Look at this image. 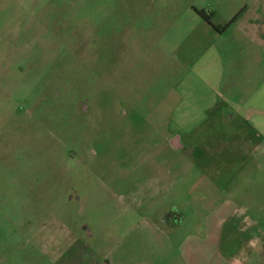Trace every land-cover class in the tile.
Here are the masks:
<instances>
[{"label": "rangeland", "instance_id": "rangeland-1", "mask_svg": "<svg viewBox=\"0 0 264 264\" xmlns=\"http://www.w3.org/2000/svg\"><path fill=\"white\" fill-rule=\"evenodd\" d=\"M91 253L264 264V0H0V264Z\"/></svg>", "mask_w": 264, "mask_h": 264}, {"label": "flooded vegetation", "instance_id": "flooded-vegetation-1", "mask_svg": "<svg viewBox=\"0 0 264 264\" xmlns=\"http://www.w3.org/2000/svg\"><path fill=\"white\" fill-rule=\"evenodd\" d=\"M81 109L84 112L85 116H89L90 115L91 111H90V109H89V107L87 105L82 106ZM166 139L167 138L164 137L163 147H162V149H164V150H167L168 147H172V139L168 138V143H166ZM175 140H176V142H178V148H182V144L179 141V138L175 139ZM155 148H157V147L156 146L153 147V145L148 147L149 153H154ZM178 148H175V149H178ZM167 169L168 168H166V167L165 168H157L156 169V171H157L156 172V178L155 177L154 178L153 177L152 178L149 177L150 178L149 179L150 182H149V184H146L145 190H144V191H146V194L148 196H150L151 194L154 195L156 193V191L160 192V193L164 191L163 183L165 182V176L168 175V172L166 173ZM148 175L149 176H153V175H150V174H148ZM84 176H85V180L87 181V179L91 176V174H90V172L89 173L87 172V173H84ZM77 177L78 176H76L75 178H77ZM85 180H84V183L86 182ZM102 181L103 182L105 181L106 184L108 182V186H109V178H107V177L105 178L104 177V179ZM69 199H70V201H73V200L79 201L80 197L78 196V194L76 192H74L73 195H70ZM160 221H161V223L164 224V226H168V227L175 226V227H177V226L181 225V221H182L181 213L178 211V209L173 208L170 211L165 212ZM83 233L86 236H88L90 239L94 237V232L92 231L91 227L89 225H87V224H85L83 226ZM76 251L80 252L84 256L88 255L87 247H80ZM90 257H93V259L95 260V261H93L94 264H111L106 258L97 260L98 258H97L96 254L91 253Z\"/></svg>", "mask_w": 264, "mask_h": 264}, {"label": "trees", "instance_id": "trees-1", "mask_svg": "<svg viewBox=\"0 0 264 264\" xmlns=\"http://www.w3.org/2000/svg\"><path fill=\"white\" fill-rule=\"evenodd\" d=\"M201 15H202L203 18H206V15L204 13H201ZM235 19H236V17L231 21V23L228 26H230L235 21Z\"/></svg>", "mask_w": 264, "mask_h": 264}]
</instances>
